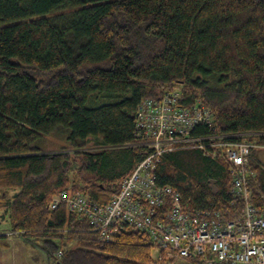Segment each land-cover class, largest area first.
Listing matches in <instances>:
<instances>
[{
    "label": "trees",
    "instance_id": "trees-1",
    "mask_svg": "<svg viewBox=\"0 0 264 264\" xmlns=\"http://www.w3.org/2000/svg\"><path fill=\"white\" fill-rule=\"evenodd\" d=\"M174 90L214 111V135L261 134L249 140L264 147V0H0V210L12 234L53 264H157L147 235L126 228L106 242L65 204L47 208L69 190L109 203L140 161L128 147L138 106ZM58 131L74 154L39 146ZM231 173L192 148L165 153L157 180L217 210L232 200Z\"/></svg>",
    "mask_w": 264,
    "mask_h": 264
},
{
    "label": "built area",
    "instance_id": "built-area-1",
    "mask_svg": "<svg viewBox=\"0 0 264 264\" xmlns=\"http://www.w3.org/2000/svg\"><path fill=\"white\" fill-rule=\"evenodd\" d=\"M182 100V93L174 90L138 106L135 141L128 147L140 151V161L109 203L100 204L85 192L69 190L55 196L47 209L55 211L65 204L87 219L106 242L126 228L145 234L157 264L196 260L264 264V196L258 202L253 198L249 184L256 177L250 170L253 145L244 140L252 134L214 135V111L201 102L183 106ZM204 127L209 128L208 135H199ZM192 148L213 159L223 158L231 166L232 200L221 209H195L172 187L158 184L163 155ZM62 256L59 252L58 258Z\"/></svg>",
    "mask_w": 264,
    "mask_h": 264
},
{
    "label": "crops",
    "instance_id": "crops-1",
    "mask_svg": "<svg viewBox=\"0 0 264 264\" xmlns=\"http://www.w3.org/2000/svg\"><path fill=\"white\" fill-rule=\"evenodd\" d=\"M0 264H53L40 246L12 234L0 235Z\"/></svg>",
    "mask_w": 264,
    "mask_h": 264
},
{
    "label": "rangeland",
    "instance_id": "rangeland-1",
    "mask_svg": "<svg viewBox=\"0 0 264 264\" xmlns=\"http://www.w3.org/2000/svg\"><path fill=\"white\" fill-rule=\"evenodd\" d=\"M259 137L256 135H246L244 140L248 141L253 145V149L255 151V157L257 159H261L264 163V147L260 146L257 143V138L254 139L255 141H251L249 139ZM39 146L42 148L43 151L46 153H59V152H67L70 154H74V150L69 148V144L67 142V133L58 131L50 136L44 137L40 142ZM102 150V149H101ZM85 151L89 152H98L99 149L94 148H87ZM76 173V172H74ZM256 174V173H255ZM74 177V176H73ZM11 232V225L9 223V217L5 210H0V235H6ZM177 264H186L185 262H179Z\"/></svg>",
    "mask_w": 264,
    "mask_h": 264
}]
</instances>
